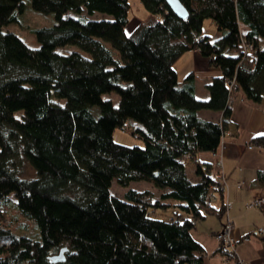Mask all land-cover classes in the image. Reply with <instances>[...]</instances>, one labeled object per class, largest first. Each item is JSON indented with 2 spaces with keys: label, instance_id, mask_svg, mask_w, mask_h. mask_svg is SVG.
I'll return each mask as SVG.
<instances>
[{
  "label": "trees",
  "instance_id": "trees-1",
  "mask_svg": "<svg viewBox=\"0 0 264 264\" xmlns=\"http://www.w3.org/2000/svg\"><path fill=\"white\" fill-rule=\"evenodd\" d=\"M178 1L186 17L165 0H140L146 17L126 32L128 0H30L56 20L29 29L39 44L31 48L2 30L18 22L24 0H0V264H203L192 230L207 214L227 211L226 185L222 166L197 154L219 146L239 90L262 100L264 0ZM70 9L79 16L65 17ZM84 11L112 19L82 18ZM207 18L219 31L214 38L202 34ZM66 44L81 52L55 50ZM192 49L221 69L205 84V99L196 96L194 74L179 81L174 67ZM110 91L117 104L102 99ZM206 109L222 118L202 119L197 111ZM116 128L143 145L119 144ZM251 143L264 146V135ZM22 160L33 177L17 174ZM256 175L264 185V169ZM112 179L121 187L147 180L153 189L128 188L120 198ZM169 199L188 217L151 216ZM219 243V254L234 256ZM63 247L64 258L52 261Z\"/></svg>",
  "mask_w": 264,
  "mask_h": 264
},
{
  "label": "crops",
  "instance_id": "crops-1",
  "mask_svg": "<svg viewBox=\"0 0 264 264\" xmlns=\"http://www.w3.org/2000/svg\"><path fill=\"white\" fill-rule=\"evenodd\" d=\"M174 67L179 81L190 72L194 74V91L201 99L208 97L205 84L221 73L219 67L209 66L207 58L202 57L197 49L182 53ZM229 100L231 114L219 146L215 151L197 154V159L205 163L214 164L221 159L227 211L222 215L207 214L196 221L192 233L204 248L206 255L203 264H238V260L264 264V236L255 233L256 228L264 229V204H251L254 199L264 198V185L256 181V172L264 169V152L256 147L248 148L251 138L264 134V94L260 104L246 99L240 90ZM197 112L205 120L219 121L222 118V111L218 110ZM237 183L240 185L237 186ZM211 204L218 208L220 199L213 197ZM181 216L186 218L188 214L182 212ZM227 219L232 223L229 231L234 242V256L223 260L218 253L220 243L215 233L222 229Z\"/></svg>",
  "mask_w": 264,
  "mask_h": 264
},
{
  "label": "rangeland",
  "instance_id": "rangeland-1",
  "mask_svg": "<svg viewBox=\"0 0 264 264\" xmlns=\"http://www.w3.org/2000/svg\"><path fill=\"white\" fill-rule=\"evenodd\" d=\"M128 1H129L130 7L128 10L129 20L125 26L126 32H130L134 28V26H136V23H138L140 20L144 19L146 17V14H147L143 5H141V3H140V0H128ZM16 16H17L18 22H16V23L12 22V23L5 24V26L2 27V30L3 31H5V30L10 31V32L18 35L23 40V42L25 44L29 45L31 48H37V47H39V44L36 42V39H35L33 33L30 32L29 29L35 28L38 26H49V25H53L56 23V20L54 18L53 13L46 14V13H42V12L33 10L30 6V0H24L23 11L22 12H16ZM64 16L65 17H70V16L78 17L79 15L70 9L69 11H67L64 14ZM80 16L82 18H88V19H92V18L99 19V18H103V17L112 19L109 14L104 13V12L101 13L98 11H95L92 14H88L87 12L84 11ZM202 25H203L202 34L204 33L206 35L212 36L213 38H214V36H216L215 34H217V35L219 34V31H218L216 25L214 23H212V21L209 18L205 19L203 21ZM107 45L109 46L108 43H107ZM55 50L58 53H70L73 50L81 52L80 49L75 44H72V45L66 44V45H63L61 47L56 48ZM82 53H85V52H82ZM175 64H176V62L174 63V65ZM180 67L181 66H179V69H180ZM101 95H102V99H106V100L111 99V101L114 104H117V102H118L119 95L116 94L114 91L102 93ZM61 102H63V100H61ZM96 107H93V109ZM19 113H20L19 111L16 112V115L18 116ZM112 138H114V140L116 142H118L119 144L122 143V144L127 145V146H131V145L142 146L143 145V140H141L138 137H135L134 135H132L128 131L123 130L121 128L114 129V131L112 133ZM252 144H255V143H252ZM257 146L258 145L256 144L255 147L258 148ZM185 168H186L185 171H186L188 178H190L191 181H193V182L197 181V178L194 174L193 163H191L190 161H186ZM16 172L21 177H28L29 178V177L34 176L33 169L25 160H22V162L20 163ZM128 188H131V189L134 188L137 190H144V188L153 189L151 183L147 180H139V181L133 180L132 182L129 183L128 186H122V187L120 185H118L117 182H115L113 179L111 180L110 192L115 193L120 198H123V193ZM154 191H155L156 196H158V191L157 190H154ZM161 202H164V203L171 202V204L169 206H167L166 208L156 206V208L154 210L150 211V214L152 217H154V218L159 217V218L167 219L170 216L174 215L173 211L180 212V213L184 212V211H182V208L180 207V204L182 203L181 201L169 199V201L168 200H162ZM25 223L23 224L25 229L29 233L33 234L35 231L33 226L30 224H27L26 221H25ZM216 233H215V235H216ZM231 250L233 253L234 249H231ZM220 256L223 258V260L228 259L227 256L224 254L223 255L220 254ZM238 264H239V260H238Z\"/></svg>",
  "mask_w": 264,
  "mask_h": 264
},
{
  "label": "built area",
  "instance_id": "built-area-1",
  "mask_svg": "<svg viewBox=\"0 0 264 264\" xmlns=\"http://www.w3.org/2000/svg\"><path fill=\"white\" fill-rule=\"evenodd\" d=\"M256 144H252L248 146V148H251V147H255ZM262 152H264V146L262 145H258L257 146ZM216 165L217 166H221V159L217 160L216 161ZM240 184L238 183L237 186H239ZM251 204L254 206H262L264 204V198H257V199H254L253 202H251ZM227 208V206H226ZM228 221L224 224V226L222 227V229L220 231H218L216 233V238L219 242H225L230 249H233V245H234V242H233V239L230 235V229L232 227V223L229 219H227ZM255 233L257 235H264V229L263 228H256L255 229ZM239 264H250L248 262H245V261H239Z\"/></svg>",
  "mask_w": 264,
  "mask_h": 264
},
{
  "label": "water",
  "instance_id": "water-1",
  "mask_svg": "<svg viewBox=\"0 0 264 264\" xmlns=\"http://www.w3.org/2000/svg\"><path fill=\"white\" fill-rule=\"evenodd\" d=\"M167 4L170 5V7L172 8V10L174 11V13L176 15H178L179 17H186L187 14L185 12L184 6L178 1V0H165ZM66 247H63L61 249H59V253L56 255H52L50 258L52 261H60L61 259L64 258V249Z\"/></svg>",
  "mask_w": 264,
  "mask_h": 264
},
{
  "label": "snow or ice",
  "instance_id": "snow-or-ice-1",
  "mask_svg": "<svg viewBox=\"0 0 264 264\" xmlns=\"http://www.w3.org/2000/svg\"><path fill=\"white\" fill-rule=\"evenodd\" d=\"M262 135H264V134H262Z\"/></svg>",
  "mask_w": 264,
  "mask_h": 264
}]
</instances>
